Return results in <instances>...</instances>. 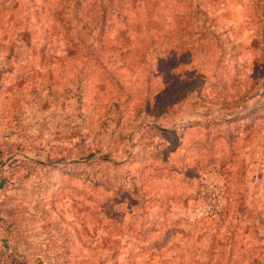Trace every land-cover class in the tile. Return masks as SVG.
I'll return each instance as SVG.
<instances>
[{
    "label": "rangeland",
    "instance_id": "1",
    "mask_svg": "<svg viewBox=\"0 0 264 264\" xmlns=\"http://www.w3.org/2000/svg\"><path fill=\"white\" fill-rule=\"evenodd\" d=\"M124 3L0 0V264H264V0Z\"/></svg>",
    "mask_w": 264,
    "mask_h": 264
},
{
    "label": "trees",
    "instance_id": "2",
    "mask_svg": "<svg viewBox=\"0 0 264 264\" xmlns=\"http://www.w3.org/2000/svg\"><path fill=\"white\" fill-rule=\"evenodd\" d=\"M107 1H110V3L113 2V0H107ZM127 1H128V3L130 2L129 7L135 8V7H140V6H143V7H144V5H145V7H146V5L149 6V5L155 4V3H157L159 0H127ZM128 3H124V4L121 6V8H122L123 6H127ZM103 22H105V20H102V24H103Z\"/></svg>",
    "mask_w": 264,
    "mask_h": 264
}]
</instances>
